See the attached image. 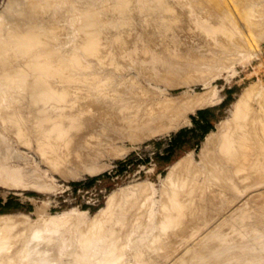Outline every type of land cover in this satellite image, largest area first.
I'll list each match as a JSON object with an SVG mask.
<instances>
[{
  "label": "rangeland",
  "instance_id": "obj_1",
  "mask_svg": "<svg viewBox=\"0 0 264 264\" xmlns=\"http://www.w3.org/2000/svg\"><path fill=\"white\" fill-rule=\"evenodd\" d=\"M151 1L0 0L1 46L9 49L13 47L15 57L19 58L18 61L15 59L16 62L23 63L28 69L25 75L29 74L31 80H36L33 75L50 77L51 82L48 81L53 86L59 82L60 88L67 85L64 88L68 89L70 85L69 89L79 94H93L96 91L109 98L114 106L131 111L144 99L143 92H147L144 95L155 93V96L151 94L149 97L158 99L171 96L179 98L182 95L185 101L188 96V101L190 98L193 101L192 98L195 100L200 97L198 100L203 102L195 111L187 112L188 120L182 119L178 121L181 122L177 123L179 125L167 131L151 134L138 131L133 133L126 125H121L120 129H111L118 121L111 122L110 117L102 123L88 119L90 122L84 130L75 129L63 138L62 142L66 141L64 144L67 145H62L66 150L63 155L61 144L52 149L43 140L44 137L43 143L47 142L50 149L41 144L40 139L37 140L38 137L42 138L40 136H43V132L39 125L36 126L38 121L35 123L36 119L31 116L34 101L31 95L26 94L27 99L21 95L17 100L21 104L15 105V101L13 106L18 108L16 113L23 112L18 113L17 119L19 121L21 115H24L22 121L15 124L10 121V117L5 119L7 116L0 115V264H74L77 261L76 264H103L106 260L105 264H110L108 262L111 259L114 260L113 264H264V194L261 196L264 184L260 186L264 179L259 177L262 181H258L254 177L256 182L250 181L255 184L254 193L250 192L252 183L248 184L245 180L246 183H243L241 179L239 184L238 181V197L234 190L226 192L228 187L222 185V180L211 170L216 163L219 166L220 161V166H229L225 164L224 154L232 143L226 138H229L231 132L229 128L234 121L238 99L244 95L248 97L250 92L255 96L259 92V98L262 95L264 97L261 93L264 91V0H163L168 7L162 10L157 8V2ZM85 15L89 22L85 20ZM216 15L226 18L225 21V16H231L227 21L229 25L227 22L226 25L232 32L228 28L218 27ZM235 23L237 27L234 29ZM33 30L44 33L48 38L50 36V40L44 37L47 40L39 38L34 42V36H31L34 35ZM42 41L46 48L42 47ZM51 42L53 52H48ZM46 49L48 53L44 52ZM37 50L42 54L36 53ZM68 60L73 62L71 66ZM44 72L49 76H44ZM0 76L1 79L2 74ZM3 84V88L0 85V92L7 87ZM0 94V101L4 104L7 101L9 103L15 95ZM254 98L253 103L257 104L255 109H258L260 103L263 109L264 99L257 100L256 96V101ZM48 99L41 101V108L57 112L58 107L54 104L56 109L53 103L49 104L51 99ZM142 105L145 104L142 102ZM4 107L0 106L1 114L6 112L7 108ZM262 109L254 113L259 116L260 112H264ZM254 117L251 118L252 122L249 120L251 123L248 126L255 128L258 123L259 129L251 126L248 130L253 129L252 135L258 137L253 141L258 139L259 142L264 135V122H257ZM30 119H33V123ZM253 119L254 122L257 120L255 124ZM125 122L120 121L121 124ZM30 123L35 127H29ZM259 125H262L263 130ZM259 130L262 131L259 134L261 136H258ZM248 133L251 135V132ZM221 135L225 138H221ZM212 137L216 139L215 142ZM210 148H214V158L217 153L218 159L211 160L213 151ZM222 148L225 153L220 150ZM212 162L216 163L212 165ZM262 164L260 166L263 168ZM176 173L181 174L179 180ZM185 175L192 176L190 180L194 178L193 182ZM172 176H177V179ZM187 183L189 187H186ZM181 184L185 189H195L188 193L190 195L183 196L180 200L182 204L179 201L182 209L177 200V205H173L175 202L172 200L171 208L166 210V197H170L175 188L183 190ZM223 186L226 190L222 189ZM221 189L226 193L223 194ZM258 190L262 193H257ZM229 196L233 200H229ZM125 199L131 202L126 204ZM173 206L178 210L173 209ZM150 207L154 208L151 209L155 211L153 216H150L153 213ZM184 208H191L194 212L190 210L189 214L188 209L185 212ZM179 210L180 213H177ZM167 211L171 212L170 215L176 212V215H171V219L181 221H173V226L164 230L165 225L162 223L165 224L169 217ZM183 211L187 217L195 219L190 221L185 218L186 222ZM177 214L184 216L179 217ZM180 225L183 230H180ZM88 230L93 232V235L89 234L91 241L87 238ZM96 236L100 240L95 245L96 250L86 257L83 253L86 249L90 250ZM83 238L89 240L86 242ZM111 242V247L115 249L108 250L107 246L110 247ZM85 253L88 254V250ZM118 255H122L120 260Z\"/></svg>",
  "mask_w": 264,
  "mask_h": 264
},
{
  "label": "bare ground",
  "instance_id": "obj_2",
  "mask_svg": "<svg viewBox=\"0 0 264 264\" xmlns=\"http://www.w3.org/2000/svg\"><path fill=\"white\" fill-rule=\"evenodd\" d=\"M152 1H155V2H157L156 3V6H157V8L159 7V10H162V8H165V7H168V4H166L163 0H152ZM151 1V2H152ZM201 1V0H200ZM218 1V0H217ZM222 1V0H221ZM239 1V0H238ZM248 1V0H247ZM150 2V1H149ZM205 2V1H204ZM204 2H203V4H204ZM223 2V1H222ZM221 2V3H222ZM225 2V1H224ZM154 3V2H153ZM217 3V2H216ZM230 3V2H229ZM233 3V2H232ZM209 4H211V2H209ZM211 5H213V4H211ZM216 5V4H215ZM220 5V4H219ZM222 5H224L223 3H222ZM225 6V5H224ZM228 6V5H227ZM262 6H264V5H262ZM210 7V6H209ZM216 7V6H215ZM226 7V6H225ZM154 8V7H153ZM161 8V9H160ZM214 8V7H213ZM224 8V7H223ZM262 8V7H261ZM152 9V8H151ZM211 9V8H210ZM263 10V9H262ZM216 11V10H215ZM264 11V10H263ZM73 12V11H72ZM90 12V11H89ZM205 12V11H204ZM208 12H209V10H208ZM207 12V13H208ZM213 12V11H212ZM219 13H220V10L218 11ZM217 12V13H218ZM96 13V12H95ZM158 13V12H157ZM216 13V14H217ZM238 13V12H237ZM236 13V14H237ZM263 13V12H262ZM84 13H82V15H83ZM91 14H93V13H91ZM152 14V13H151ZM65 15V14H64ZM87 15V14H86ZM85 15V16H86ZM213 15H214V13H213ZM234 15H235V13H234ZM241 15V14H240ZM74 16V15H73ZM96 16H97V13H96ZM178 16V15H177ZM216 16H218V17H216V19H217V21L219 22V25H218V27H220L221 29H225V28H228L230 31H231V28H229V26H227L226 25V22L228 21L229 22V18H231V16H233L232 14H231V16L228 18V15L227 16H225V17H227V21H225V19L226 18H223V17H221L220 15H216ZM236 16V15H235ZM87 17V16H86ZM94 17H95V14H94ZM234 17V16H233ZM73 18V17H72ZM88 18V17H87ZM85 19V20H87L88 22L90 21L89 20V18L88 19ZM91 18V17H90ZM234 19V18H233ZM237 20H238V17L236 18ZM239 21V20H238ZM88 22H87V24H88ZM175 22V21H174ZM227 22V23H228ZM230 22H232L231 20H230ZM91 23V22H90ZM93 23V22H92ZM95 23H97V22H95ZM171 23H173L172 21H171ZM188 23V22H187ZM94 25V24H93ZM97 25V24H96ZM228 25H229V23H228ZM264 25V24H263ZM92 26V25H91ZM208 26V25H207ZM231 26V25H230ZM53 27V26H52ZM237 26H236V23H235V27H233L234 29L236 28ZM208 28H212V26H208ZM55 29V28H54ZM27 30H29V29H27ZM96 30V29H95ZM100 30V29H99ZM237 30H238V28H237ZM34 31V35H31V36H34V39H33V41L34 40H36V39H46V38H48V36H45L44 35V33L43 34H40L39 32H37V31H35V30H33ZM100 32V31H99ZM232 32V31H231ZM239 32V31H238ZM96 34V33H95ZM99 34V33H98ZM218 34V33H217ZM220 34V33H219ZM47 35V34H46ZM89 35V34H88ZM224 35V34H223ZM30 36V35H29ZM43 37V38H42ZM44 37H46V38H44ZM92 37V36H91ZM90 37V38H91ZM99 37V36H98ZM55 38V37H54ZM225 38V37H224ZM39 39V40H40ZM226 39H228V38H226ZM4 40V39H3ZM32 40V38L30 39V41ZM47 40V39H46ZM48 40H50V36H49V38H48ZM53 40V39H52ZM96 40V39H95ZM38 41V40H37ZM57 41V40H56ZM2 42V41H1ZM0 42V74H2V78L0 79V81H1V83H0V85L2 84V83H4L7 87L6 88H8V91L6 90V88H5V91H2V92H0V93H2L4 96H8V94L10 95V93L13 95V94H15L14 95V97L12 96V98H11V100H10V102L8 103V101L6 102V104H4L3 103V101L1 102L0 101V106H2V107H4V106H6V108L8 109H4L6 112V115H4L3 116V114H5V113H3V114H1L0 113V115H2V117H5V116H7V117H5V119H8L9 117L11 118V120L10 121H13L15 124L18 122L19 123V121H22V119H23V117H24V115L22 116L21 115V117H20V119H19V121L17 120L18 119V113H20V112H18V113H16V110L18 109V108H16V106H13L14 105V103H15V101H17L18 99H19V97L22 95V97L24 96V98L25 99H27L28 97L26 96V94H28V95H31V100H32V102H33V106H32V110H31V116H32V118L33 119H36L35 120V123H37L36 121H38V123H40V124H42L41 126H40V124H36V126L37 125H39V128L42 130V134H43V136L40 134V132H37L36 131V133H38L39 135H41L40 137H42V138H39L37 135H36V133H35V135H36V138H37V140L38 139H40V141H41V144H44L46 147H51L52 149L55 147L56 148V146H60V144H61V149H63L62 148V145L64 144V142H66V141H64V142H62V140H64L63 138L64 137H67V136H69L70 135V133L73 131V130H84L85 129V127H86V125L90 122L88 119H93V120H95V123H102V121L104 120V119H109L108 117H110V121L111 122H116V121H118V124L116 125V126H113V127H111V129L113 128V129H120V126L121 125H126V127H128L129 128V130L131 131V132H135V131H138V132H146V133H149V134H151L152 132H157V131H159V132H161V131H163V130H165V131H167L169 128H171V127H173L174 125H179L180 123L178 122V121H182V119H184L185 121L186 120H188V116H187V112H189V111H195V109H196V107L197 106H200L201 104H203V102H200V100H198V99H200V97L198 98V96L196 95V97L198 98V99H195L194 100V98H192L193 99V101H190V99H189V101H188V98H189V96H188V98H186V101L184 100L185 99V97H184V95H183V97H184V99L180 96L179 98L178 97H175V96H171V97H165L164 99H158V98H152V97H149V96H151V94H153L152 92L150 93H148L147 95H144L145 93H147V92H143L144 94H143V96H145L144 97V99H142V98H140V99H142L141 101H140V103H139V105H137L136 106V108L135 109H133L132 111L130 110V109H123L121 106H114L113 104H112V102L111 101H109L108 99L109 98H107V97H103V96H101V95H99V94H97V93H91V94H87V93H76V92H74L73 90H72V88L71 89H69L70 87V85L68 86V89L67 88H64V87H67V85L66 86H64L63 88H60L59 87V82H58V84H55L56 86H53V84L52 83H50L51 81H50V77H41V76H35L34 77V75H33V79L34 78H36V80H31V78L32 77H28L29 76V74H28V76L27 75H25V74H27V71H28V69L23 65V63H21V64H18V62H16V60L17 59H19V58H17V57H15V50H12V48L13 47H11L10 45V48L11 49H9V48H6V47H2L1 46V43ZM4 42H5V40H4ZM35 42V41H34ZM42 42H44V41H42ZM47 42V41H46ZM224 42V41H223ZM222 42V43H223ZM8 43V42H7ZM26 43V42H25ZM247 43V42H246ZM48 44V42L46 43V45ZM52 44V42L51 43H49V50H48V52L50 51V52H53V51H51L52 50V47H50V45ZM41 45H43L42 47L44 48L45 47V42L43 43V44H41ZM93 45V44H92ZM250 45V44H249ZM29 46V45H28ZM40 46V45H39ZM52 46V45H51ZM54 46V45H53ZM58 46V45H57ZM94 46V48H96V46L95 45H93ZM41 47V48H42ZM98 47V46H97ZM30 48V47H29ZM38 48V47H37ZM46 48V47H45ZM47 48V49H48ZM54 49H56L55 48V46L53 47ZM26 49H28V47L26 46ZM25 49V50H26ZM47 49L44 51L45 53L47 52ZM58 49H60V48H58ZM97 49V48H96ZM79 51V50H78ZM39 52H42V50H40ZM47 52V53H48ZM65 52V51H64ZM228 52V51H227ZM23 53V52H22ZM36 53H38V50L36 51ZM56 53V52H55ZM16 54H17V52H16ZM29 54H31V53H29ZM38 54H42V53H38ZM52 54V53H51ZM57 54V53H56ZM79 54V53H78ZM28 55V54H27ZM45 55V54H44ZM230 55V54H229ZM16 56H18V55H16ZM48 56V55H47ZM19 57H21V56H19ZM41 57H44L43 55L41 56ZM46 57V56H45ZM77 57V56H76ZM75 57V58H76ZM34 58V57H33ZM32 58V59H33ZM78 58V57H77ZM76 58V59H77ZM209 58V57H208ZM16 59V60H15ZM53 59V58H52ZM101 59V58H100ZM72 60V59H71ZM70 60V61H71ZM201 60V59H200ZM18 61V60H17ZM21 61V60H20ZM28 61H30V60H28ZM69 61V60H68ZM69 61V62H70ZM72 61H74V59L72 60ZM39 62H41V61H39ZM62 62V61H61ZM20 63V62H19ZM38 63V62H37ZM43 63V62H42ZM46 63V62H45ZM54 63V62H53ZM71 63H73V62H70V66H71ZM79 63V62H78ZM29 65V64H28ZM52 65V64H51ZM51 65H49V66H51ZM69 65V64H68ZM53 67L55 66V65H52ZM31 67V66H30ZM29 67V68H30ZM47 68L48 67H46V70H47ZM55 68V67H54ZM54 68H52V69H54ZM52 69H50V70H52ZM81 69V68H80ZM25 70H27L26 72H25ZM31 70V69H30ZM30 70H29V72H30ZM55 71H56V69H55ZM43 72V71H42ZM48 72H49V70H48ZM36 73V72H35ZM39 72L37 71V74H38ZM67 73V72H66ZM71 73V72H70ZM33 74V73H32ZM32 74L30 75V76H32ZM42 74H44V76H49V74L47 75V73H46V75H45V72L44 73H42ZM74 74V73H73ZM81 75V74H80ZM62 76V75H61ZM1 77V76H0ZM77 77V76H76ZM82 77V76H81ZM111 77V76H110ZM131 77V76H130ZM168 77V76H167ZM47 78H49V79H47ZM66 78V77H65ZM70 78V77H69ZM163 78V77H162ZM54 79V78H53ZM85 79V78H84ZM50 82H49V81ZM63 80H65V79H63ZM60 81H61V79H60ZM83 81V80H82ZM87 81V80H86ZM160 81V80H159ZM53 82V81H52ZM57 83V82H56ZM110 83H112V82H110ZM3 84V86L5 87V85ZM63 84V83H62ZM122 84V83H121ZM77 85V84H76ZM252 85V84H251ZM257 85V84H256ZM253 86V85H252ZM258 86H259V84H258ZM263 87H264V85H262ZM261 86V87H262ZM1 87H2V85H1ZM0 87V88H1ZM251 87V86H250ZM257 87V86H256ZM3 88V87H2ZM17 88V89H16ZM81 88H82V86H81ZM116 88V87H115ZM118 88V87H117ZM248 88V87H247ZM246 88V89H247ZM252 88H254V86L252 87ZM9 89H12V90H14V91H9ZM109 89V88H108ZM256 89V88H255ZM0 90H2V89H0ZM76 90V89H75ZM90 90V89H89ZM114 90V89H113ZM80 92H81V90H79ZM84 91V90H83ZM82 91V92H83ZM103 91V90H102ZM107 91V90H106ZM119 91V90H118ZM160 91V90H159ZM209 91V90H208ZM251 91H252V89H251ZM259 91H261V90H259ZM78 92V91H77ZM86 92V91H85ZM89 92V91H88ZM109 92V91H108ZM155 92H157V91H155ZM210 92V91H209ZM249 92H250V90H249ZM254 92V91H253ZM256 92V91H255ZM263 92V94H264V91H261V93ZM112 93V92H111ZM114 93H115V91H114ZM113 93V94H114ZM123 93V92H122ZM159 93H161V91L159 92ZM159 93H156V94H159ZM113 94H111V95H113ZM117 94H118V92H117ZM117 94H115V95H117ZM150 94V95H149ZM155 94V93H154ZM153 94V95H154ZM209 95V93H207L206 92V95ZM249 94V93H248ZM247 94V96L248 97H250L249 95L251 94V92H250V94L248 95ZM257 94V93H256ZM258 94H259V92H258ZM256 95V96H258V99L256 98V96L255 95H252L251 94V96L253 97H255L257 100H260V98L261 99H264V97H263V95L262 96H260V98H259V95H261V94H259V95ZM1 95V94H0ZM108 95V94H107ZM119 95V94H118ZM117 95V96H118ZM142 95V94H141ZM201 95V94H200ZM203 95V94H202ZM243 95V94H242ZM16 96H18V97H16ZM26 96V97H25ZM121 96V95H120ZM155 96V95H154ZM186 96V95H185ZM204 96V95H203ZM203 96H202V98H203ZM245 96L246 95H244L243 97H241V99L239 100L238 99V104H237V108H235L236 109V111H235V116H234V121H233V123H232V126H231V128H229V130L231 131L230 133L229 132H227V133H229V138L227 137V135L225 134V136L227 137L226 139H227V141L229 142V139L231 140L230 142L232 143V145H231V147H229V150H231L230 148H233L231 151V153L229 152V150L226 152L228 155H226V153L224 152L225 150H224V148H222V149H220L221 151H223L225 154H224V156H225V164H227V165H229L228 167L226 166H224V164H223V166L221 165L220 166V164H221V161L220 162H218V163H220V164H218L219 166H217V163L216 162H212V165H214L215 163H216V165H215V167H213L212 166V168H211V170H212V173H214L218 178H220L221 180H222V185L224 184V186L226 185L227 187H228V189L226 190V187H224V188H222V189H224V190H226V192L228 191V192H230L231 190H234L233 192H235V194L236 195H238V197H239V195L240 194H238V193H236L237 191H239L240 190V181H241V179H242V182L244 183L245 181L248 183H250V181H254L255 179H254V177L255 178H257V180L259 181V180H261V179H259V177H261V178H263L264 179V135H259V134H262V131H260V133L257 131V133H258V136H261V141L259 140V142L257 141V140H255V141H253L254 139H256V138H258L257 137V135L255 136H253L252 135V131H253V129L252 128H254L252 125V128H251V130L252 131H249L250 130V127L251 126H248V123H249V120L252 122V120H251V118L252 117H254V116H257L258 115V113H257V115L254 113L255 112V110H260L261 111V109L262 108H260V106L262 107V105H261V103H260V106L258 107V109H255V107H256V105H254V100H253V98L252 97H250V99H247L248 97H246L245 98ZM2 97V96H1ZM11 97V96H10ZM116 97V96H115ZM124 97V96H123ZM159 97V96H158ZM263 97V98H262ZM3 98H5L6 99V97H3ZM2 98V99H3ZM8 98V97H7ZM15 98H16V100H15ZM51 99V101L49 100V99ZM121 98H122V96H121ZM178 98V99H177ZM212 98V97H211ZM210 98V99H211ZM254 98V99H255ZM43 99H46V101H47V99H48V101H50V102H48L49 104L51 103H53V105L55 104L57 107H58V111L56 112H49L48 110L49 109H43V108H41V105H40V103H41V101L43 100ZM206 99V98H205ZM209 99V98H208ZM255 99V100H256ZM30 100V98L28 99V101ZM30 100V101H31ZM52 100H54V101H52ZM124 100V99H123ZM197 100V101H196ZM216 100V99H215ZM214 100V101H215ZM256 100V101H257ZM29 101V102H30ZM120 101H122L121 99H120ZM145 101V102H144ZM188 101V102H187ZM194 101H196V102H194ZM199 101V102H198ZM202 101V100H201ZM203 101H205V100H203ZM206 101L208 102L209 100H207L206 99ZM261 101V100H260ZM262 101H264V100H262ZM27 102V101H26ZM28 102V103H29ZM139 102V101H138ZM142 102L145 104V105H142ZM237 102V101H236ZM18 103H20L21 104V102H20V100L19 101H17V103H15V105H17ZM24 103V102H23ZM56 103H58V105L56 104ZM256 103V102H255ZM19 104V105H20ZM30 104V103H29ZM129 104V103H128ZM259 104V103H258ZM263 104V103H262ZM53 105H49V106H52L53 107ZM54 105V106H55ZM11 106V107H10ZM55 106V108L57 109V107ZM255 106V107H254ZM15 107V108H14ZM18 107V106H17ZM28 107V106H27ZM89 107H91V109L89 108ZM5 108V107H4ZM19 108H20V106H19ZM128 108V107H127ZM260 108V109H259ZM2 109V108H1ZM0 109V110H1ZM21 109V108H20ZM20 109H19V111H20ZM55 109V110H56ZM263 109H264V107H263ZM262 109V110H263ZM51 111V110H50ZM259 111V112H260ZM264 111V110H263ZM30 112V111H29ZM130 112V113H129ZM257 112V111H256ZM23 113V112H22ZM22 113H20V114H22ZM126 115V117H125V115ZM130 115V116H129ZM254 118H257V122H264V112H260L259 113V116H257V117H254ZM33 119H30V120H32V123H33ZM51 119H53V120H51ZM2 120H4L3 118H2ZM29 120V121H30ZM48 120L49 121H52V122H48ZM88 120V121H87ZM121 120H123V121H126L125 123L126 124H121L120 123V121ZM229 120H230V118H229ZM254 120L255 119H253V122H254ZM41 121V122H40ZM255 121V122H256ZM228 122V121H227ZM227 122H226V124H227ZM250 122V123H251ZM255 122H254V124H255ZM21 124H22V122H20ZM32 123H30V125H29V127H31V125L33 126V127H35V125H33ZM34 123V124H35ZM177 123H179V124H177ZM250 123H249V125H250ZM253 124V125H254ZM259 124H262V123H259ZM264 124V123H263ZM262 124V125H263ZM223 125L225 126V123H223ZM228 125V124H227ZM256 125V127H257V125H258V123H256L255 124ZM262 125H261V127H262ZM18 126H19V124H18ZM21 126V125H20ZM221 126V125H220ZM223 126V127H224ZM247 126L249 127V128H247ZM264 126V125H263ZM175 127V126H174ZM222 127V128H223ZM255 127V128H256ZM259 127H260V125H259ZM261 127H260V129H261ZM25 128V127H24ZM24 128H22V129H24ZM28 128V127H27ZM43 128V129H42ZM123 128V127H122ZM218 128H220V127H218ZM226 128V127H225ZM254 128V129H255ZM22 129H19V130H21V133H23L22 132ZM26 129V128H25ZM31 129H32V131H33V128H30V131H31ZM37 129V128H36ZM35 128H34V130H36ZM167 129V130H166ZM248 131H247V130ZM259 128L257 127V129L256 130H258ZM264 129V128H263ZM263 129H261V130H263ZM37 130H39V129H37ZM220 130H221V128H220ZM40 131V130H39ZM255 131V130H254ZM27 132V131H26ZM248 132H251V135L253 136H251L250 135V133H248ZM15 133V132H14ZM17 133V132H16ZM20 133V132H19ZM18 133V134H19ZM73 133V132H72ZM213 133V132H212ZM33 134V133H32ZM210 134V133H209ZM224 134V133H223ZM25 135V134H24ZM34 135V136H35ZM217 135V133L215 134V136ZM19 136H21V135H19ZM213 136V135H212ZM251 136V137H250ZM45 137V138H44ZM224 137V135H221V138H223ZM256 137V138H255ZM35 138V139H36ZM44 138V139H43ZM213 138V140H214V137H212ZM212 138H210L211 140H212ZM225 138V137H224ZM223 138V139H224ZM253 138V139H252ZM45 141H47L48 142V144H49V146H48V144H47V142H46V144L45 143H43V140ZM36 140V141H37ZM212 140V141H213ZM216 140V139H215ZM215 140L213 141V142H215ZM219 140H222V139H220L219 138ZM218 140V141H219ZM222 141H225V140H222ZM39 142V141H38ZM220 142V141H219ZM230 143V144H231ZM39 144H40V142H39ZM40 144V145H41ZM208 144V143H207ZM216 144H218V143H216ZM215 144V145H216ZM228 144V143H227ZM230 144H228V145H230ZM65 145V144H64ZM209 145V144H208ZM219 145V144H218ZM221 145H223V144H221ZM43 148L45 147V146H43V145H41ZM65 146H67V145H65ZM232 146H234V147H232ZM49 147V148H50ZM64 147V146H63ZM211 147H212V145H211ZM214 147V146H213ZM218 147V146H217ZM223 147V146H222ZM48 148V149H49ZM50 148V149H51ZM69 148V146L66 148V149H68ZM225 148H226V144H225ZM44 149H47V148H44ZM60 149V151L62 152V151H64L65 149H63V150H61ZM205 149V148H204ZM203 149V150H204ZM211 149V148H210ZM216 149V148H215ZM228 149V148H227ZM214 150V148L213 149H211V151H213ZM217 150V149H216ZM66 151V150H65ZM64 151V153H62L63 155L66 153ZM204 151H206V150H204ZM208 151V150H207ZM206 151V152H207ZM211 151H209V152H211ZM218 151H219V148H218ZM203 153V152H202ZM222 153V152H221ZM221 153L219 154L220 155V157H224L223 156V154L221 155ZM214 151H213V153H211V160H213V159H215L216 158V156H217V153H216V156H215V158H214ZM67 155V154H66ZM59 156H61V153H60V155ZM68 156V155H67ZM189 156V155H188ZM209 156V155H208ZM227 156V157H226ZM62 157V156H61ZM64 157V156H63ZM63 157L61 158V159H63ZM57 158H58V156H57ZM67 158V157H66ZM189 158H190V156H189ZM189 158H187V159H189ZM193 158V157H192ZM216 159H218V158H216ZM223 159V158H222ZM56 160V159H55ZM190 160V159H189ZM51 161V160H50ZM58 161H60L59 159H58ZM65 161V160H64ZM214 161V160H213ZM216 161V160H215ZM181 162V161H180ZM180 162H179V164H180ZM183 162V161H182ZM211 162V161H210ZM258 162H260V164L259 165H257V163ZM263 164H262V163ZM62 163V162H61ZM60 163V164H61ZM188 163V162H187ZM189 163H191V162H189ZM193 163V162H192ZM209 163V162H208ZM263 165V168H262V166H260V165ZM173 165H175V164H173ZM188 166L190 165V164H187ZM187 165H186V167H187ZM183 166V165H182ZM207 166V165H206ZM260 166V167H259ZM176 167V166H175ZM192 167V166H191ZM181 168V167H180ZM207 168V167H206ZM172 169H173V167H172ZM188 169L189 170H191L190 169V167H188ZM175 170H177V169H175ZM209 171V170H208ZM177 172V171H176ZM180 172V171H179ZM183 172V171H182ZM181 172V173H182ZM204 172V171H203ZM211 172V171H210ZM171 173H172V171H171ZM174 173V172H173ZM177 174V173H176ZM196 174V173H195ZM207 174H208V172H207ZM174 175V174H173ZM178 175V180H179V176H181V174L179 175V174H177ZM185 176H189V175H185ZM170 177V176H169ZM174 176H172V178H173ZM175 177H177V176H175ZM174 177V178H175ZM183 177V176H182ZM168 178V177H167ZM190 178H192V176L190 177L189 176V179L188 180H190ZM197 178V177H196ZM238 178H240V180L238 179ZM175 179H177V178H175ZM185 179H187V178H185ZM194 179V178H193ZM193 179H192V181L190 180V182H193ZM212 179V178H211ZM220 179H218V180H220ZM238 179V180H237ZM165 180V179H164ZM167 180V179H166ZM181 180V179H180ZM188 180H186V181H188ZM243 180H245V181H243ZM171 181V180H170ZM174 181V180H173ZM172 181V183H174ZM194 181H196V180H194ZM204 181V180H203ZM238 181H239V184H238ZM262 181V180H261ZM168 182H169V180H168ZM189 182V181H188ZM189 182V183H190ZM245 182V183H246ZM254 182H256V180L254 181ZM253 182V183H254ZM167 183V182H166ZM181 183V182H180ZM185 183V182H184ZM189 183H187V186L186 187H189ZM196 183V182H195ZM194 183V184H195ZM243 183H241V184H243ZM248 183V184H249ZM252 183V182H251ZM250 183V184H251ZM253 183L250 185L251 187H250V189H251V193L253 192V190H254V185H253ZM177 184H178V181H177ZM193 184V185H194ZM263 181L261 182V184H260V186H263ZM172 185V184H171ZM182 185L183 184H181L180 185V187H182ZM209 185V184H208ZM258 184L256 183V186H257ZM178 186V185H177ZM202 186V185H201ZM244 186H245V184H244ZM259 186V185H258ZM257 186V187H258ZM259 186V187H260ZM184 187V186H183ZM182 187V188H183ZM220 187V186H219ZM222 187V186H221ZM243 187V186H242ZM258 187V188H259ZM264 187V186H263ZM169 188V187H168ZM210 188V187H209ZM185 187L183 188V190H181V189H174V190H172V194L170 193V197L169 196H167L166 197V202H164V206L166 207V210H168V208L170 207L171 208V205H172V203L173 202H175V200H177V202H178V204H179V201L182 199V198H184L183 196L184 195H187L189 192L190 193H192L191 192V190H194L195 189V187H194V189H185ZM222 189H221V191H222ZM243 190H244V188H242ZM246 189V188H245ZM263 189V188H262ZM133 190V189H132ZM168 190H170V189H168ZM211 191V190H210ZM247 191H248V189H247ZM246 191V192H247ZM225 191H224V193H226ZM261 192V191H260ZM259 192V190H258V192L257 193H260ZM214 193V192H213ZM212 193V194H213ZM219 193V192H218ZM222 193H223V191H222ZM223 193V194H224ZM254 193V192H253ZM255 193H256V191H255ZM262 193V192H261ZM260 193V194H261ZM167 194H169V192L168 193H166V195ZM222 194V195H223ZM245 194V193H244ZM263 194L264 193H262L261 194V196H263ZM115 195V194H114ZM113 195V196H114ZM165 195V196H166ZM188 195H190V194H188ZM218 195V194H217ZM226 196L228 195V193L227 194H225ZM250 195V193L247 195V196H249ZM219 196H220V198H221V195L219 194ZM255 196V195H254ZM256 196H257V194H256ZM255 196V197H256ZM149 197V196H148ZM147 197V198H148ZM169 197V198H168ZM186 197V196H185ZM230 198H229V200L233 197V195H232V197L231 196H229ZM236 197V196H235ZM254 197V198H255ZM258 197L260 198V195H258ZM119 198V197H118ZM227 198V197H226ZM234 198V197H233ZM249 198H253V196L251 197H249ZM262 198V197H261ZM111 199V198H110ZM113 199V198H112ZM223 199H224V197H223ZM117 200V199H116ZM146 199H144V201H145ZM172 200H174L173 202H172ZM231 200H233V199H231ZM263 200H264V196H263ZM164 201H165V199H164ZM190 201V200H189ZM212 201V200H211ZM125 202H126V204L127 203H130L131 201L129 200V199H125ZM181 202V201H180ZM183 202H184V200H183ZM233 202V201H232ZM231 202V203H232ZM113 203V202H112ZM151 203H152V201H151ZM198 203V202H197ZM202 203H203V201H202ZM154 204V203H153ZM153 204H151V205H153ZM163 204V203H162ZM174 204H176V202L175 203H173V205ZM180 204H182V202L180 203ZM180 204H179V208L181 207L180 206ZM188 204H190V203H188ZM187 204V205H188ZM136 205V204H135ZM143 204H141V206H142ZM177 205V204H176ZM264 205V204H263ZM141 206H140V208H141ZM186 206V205H185ZM196 206V205H195ZM199 206V205H198ZM112 208V207H111ZM153 207H150V210L152 209ZM183 208V206L181 207V209ZM192 208V207H191ZM191 208L190 209H188V208H186V209H188L187 211L189 212V214H191V212H190V210H191ZM211 208V207H210ZM235 208V207H234ZM154 209V208H153ZM173 209H177V208H174V206H173ZM186 209L184 208L183 210L185 211V212H187L186 211ZM194 209H196L195 207H194ZM193 209V210H194ZM262 209V208H261ZM142 210V209H141ZM161 210V209H160ZM165 210V209H164ZM164 210H162V211H164ZM170 210V209H169ZM178 210V209H177ZM210 210V209H209ZM256 210V209H255ZM264 210V209H263ZM106 211V210H105ZM107 211H109V209L107 210ZM148 211H149V209H148ZM152 211V210H151ZM183 211V212H184ZM192 211V210H191ZM112 212V211H111ZM110 212V213H111ZM142 212V211H141ZM153 212V213H152ZM151 213V215L150 216H153V214L155 215V211H152ZM156 212H158V211H156ZM170 212V211H169ZM172 212H173V210H172ZM182 212V213H183ZM184 212V213H185ZM192 212H194V211H192ZM196 212V211H195ZM167 213H168V211H167ZM171 213V212H170ZM170 213H168L167 215L169 216V217H167L166 218V216L164 217V218H166V222H165V224L164 223H162L163 225H165V228H164V230L167 228V227H172L173 226V221L175 222V220H177L176 222H178L179 223V221H181V219L180 220H178V219H175V220H173V219H171V218H173V216L171 217V215L172 214H175L176 212H174V213H172L171 215H170ZM177 213H180V210L179 211H177ZM181 213V214H182ZM197 213H198V210H197ZM150 214V213H149ZM158 214V213H157ZM164 214V213H163ZM181 214H179V215H181ZM189 214H188V216H189ZM208 214H209V212H208ZM176 215V214H175ZM178 215V214H177ZM178 215V216H179ZM201 215V214H200ZM114 216V215H113ZM160 216V215H159ZM184 215H181V217H183ZM192 216V215H191ZM97 217V216H96ZM180 217V216H179ZM178 217V218H179ZM193 218L195 217V214H194V216H192ZM200 217V216H199ZM77 218V217H76ZM97 218H99V217H97ZM107 219L109 218V217H106ZM185 218H189V217H187L186 216V213H185V217H184V219ZM110 219V218H109ZM183 219V218H182ZM183 219V220H184ZM190 219V221H192V220H194V219H192V218H189ZM126 220V219H125ZM163 220V219H162ZM182 220V222H185L186 221V219H185V221H183ZM165 221V220H164ZM161 222V221H160ZM187 222V221H186ZM7 223V222H6ZM50 223V222H49ZM53 223V222H52ZM51 223V224H52ZM101 223V222H100ZM104 223V222H103ZM174 224H176V223H174ZM187 224V223H186ZM188 224H190V223H188ZM53 225V224H52ZM124 225V224H123ZM142 225V224H141ZM159 225V224H158ZM163 225H162V227H163ZM178 225V224H177ZM185 225V224H184ZM191 225V224H190ZM189 225V227H192V226H190ZM194 225V224H193ZM46 226V225H45ZM98 226V225H97ZM179 226V225H178ZM177 226V227H178ZM181 226V229L180 230H183L182 229V225H180ZM187 226V225H186ZM53 227V226H52ZM121 227V226H120ZM155 227V226H154ZM188 227V228H189ZM3 228V227H2ZM98 228V227H97ZM101 228V227H100ZM122 228V227H121ZM121 228H119V229H121ZM125 228V227H124ZM156 228H157V226H156ZM178 228H180V227H178ZM183 228H185L184 229V231L186 230V227L184 226ZM95 229V228H94ZM102 230L104 229V227L103 228H101ZM92 230V229H91ZM97 231H100V230H98V229H96ZM95 230V231H96ZM155 230V229H154ZM177 230H179V229H177ZM179 230V231H180ZM10 231V230H9ZM89 231L90 230H88V236L89 237H87V238H89L88 240L89 241H91L92 239V237L90 236L91 234L93 235V232L91 233V231H90V233H89ZM94 231V230H93ZM96 231V232H97ZM120 231V230H119ZM158 231V230H157ZM6 232V231H5ZM124 232H125V230H124ZM9 233V232H8ZM37 233V232H36ZM35 233V234H36ZM119 233V232H118ZM157 233V232H156ZM86 234H84V236L86 235ZM90 234V235H89ZM98 234V233H97ZM96 234V235H97ZM113 234V233H112ZM121 234V233H120ZM116 235V234H115ZM122 235H123V233H122ZM171 235V234H170ZM3 236V235H2ZM37 236H38V234H37ZM98 236V235H97ZM95 237V239L93 238V241H92V247L90 248L89 246H88V248H90V250L89 249H86V250H88V254L87 253H85L86 252V250H85V248L86 247H84V249L83 250H85V252L83 253L84 255H86V257L87 256H91L92 255V253L96 250L95 248L97 247H95V245H97V243H98V237ZM118 236V235H117ZM116 236V237H117ZM167 236V235H166ZM35 237H36V235H35ZM91 237V238H90ZM114 237V236H113ZM115 237V238H116ZM87 238H83V240L84 241H88L87 240ZM97 238V239H96ZM115 238H113V239H115ZM156 238V237H155ZM158 238V237H157ZM160 238V237H159ZM173 239V238H172ZM154 240V239H153ZM100 241V240H99ZM132 241V240H131ZM145 241V240H144ZM158 241V240H157ZM149 242V241H148ZM150 242H152V241H150ZM156 242V241H155ZM170 242V241H169ZM89 243H91V242H89ZM113 242H111V245H110V247L109 246H107L108 247V250H113V248L115 249V247H111L113 244H112ZM126 243V242H125ZM132 243V242H131ZM115 244V243H114ZM151 245H152V243H150ZM91 245V244H90ZM116 245V244H115ZM150 246V245H149ZM40 247V246H39ZM147 247V246H146ZM151 247V246H150ZM117 248V247H116ZM124 248V247H123ZM149 248V247H148ZM156 248V247H155ZM210 248H213V247H210ZM215 248V247H214ZM213 248V249H214ZM107 249V248H106ZM154 249V248H153ZM213 249H211L210 251H212ZM108 250H106V251H108ZM218 250V249H217ZM216 250V251H217ZM28 251V250H27ZM62 251V250H61ZM164 251H165V249H164ZM209 251V252H210ZM81 253H82V251H80ZM61 253V252H60ZM80 253V254H81ZM140 253H142V252H140ZM78 254V253H77ZM181 254V253H180ZM209 254V253H208ZM141 255V254H140ZM22 256V255H21ZM28 256H29V253H28ZM58 256V255H57ZM77 256V255H76ZM111 256V255H110ZM120 255H118L117 257H119ZM208 256V255H207ZM80 257H82V259H84L83 258V255H81ZM116 257V256H115ZM122 258V255L118 258V260H120ZM109 259L110 258H108V261H109ZM115 259V258H114ZM28 260V259H27ZM92 260V259H91ZM112 260L113 259H111V262L109 261L108 263H110V264H113L112 263ZM117 260V261H118ZM26 261V260H25ZM37 261V260H36ZM30 262V261H29ZM78 262V261H77ZM76 262V263H77ZM86 262V261H85ZM106 263H107V260L105 261ZM105 262L103 263V264H105ZM113 262H114V260H113ZM206 262V261H205ZM213 262V261H212ZM76 263H74V264H76ZM83 263V262H82ZM91 262H89L88 264H90ZM116 263V262H115ZM118 263H120V262H118ZM29 264V263H28ZM31 264V263H30ZM39 264V263H38ZM80 264H81V262H80ZM99 264H101V262L99 263ZM117 264V263H116Z\"/></svg>",
  "mask_w": 264,
  "mask_h": 264
}]
</instances>
